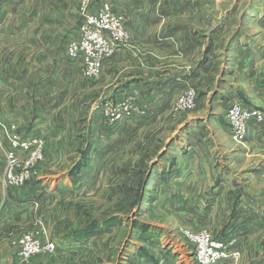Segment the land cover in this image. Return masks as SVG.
I'll return each instance as SVG.
<instances>
[{
    "label": "rangeland",
    "instance_id": "rangeland-1",
    "mask_svg": "<svg viewBox=\"0 0 264 264\" xmlns=\"http://www.w3.org/2000/svg\"><path fill=\"white\" fill-rule=\"evenodd\" d=\"M75 1L62 0L65 8ZM23 5L24 0H0V58L7 52L9 25L25 21ZM113 6L127 22L142 9ZM146 10L144 30L130 32L127 45L102 60L92 77L84 75L81 59L67 56L66 45L79 38L80 28L69 40L47 47L49 60L79 63L80 87L70 92L74 81L53 78L43 98L52 97L57 86L68 89L55 95L59 104L31 110L43 121H34L23 134L8 126L9 143L14 135L38 138L31 152L41 157L24 182L8 184L3 178L14 213L1 230L10 234V245L1 244L0 264H136V250L148 252L157 244L175 250L178 264H201L196 252L204 237L222 245L226 256L216 264H234L240 252L232 246L233 234L250 237L242 239L247 245L264 239V203L237 199L238 192L253 194L248 181L264 183L260 174L239 170L264 166V141L250 134L233 139L226 121L239 102L237 87L264 89V0H147ZM48 65L50 73L55 66ZM93 83L92 92H82ZM191 91L192 105L181 103ZM33 96L40 104L42 95ZM68 141L63 152L68 156H46V147ZM204 169H210L208 175ZM193 171L202 176L203 187L198 182L197 189H189ZM217 181L225 185L217 190L224 195L220 205L192 202L213 196L209 187ZM235 182L239 190L232 187ZM226 233L230 240L223 238ZM25 234L39 244L27 257L20 242ZM48 243L52 250L44 249ZM231 251L236 258L227 256Z\"/></svg>",
    "mask_w": 264,
    "mask_h": 264
},
{
    "label": "crops",
    "instance_id": "crops-1",
    "mask_svg": "<svg viewBox=\"0 0 264 264\" xmlns=\"http://www.w3.org/2000/svg\"><path fill=\"white\" fill-rule=\"evenodd\" d=\"M17 2L19 3V1ZM75 2L74 7L68 5L67 8H65L62 0H24L23 13L25 14V21L19 25L15 23L14 25L11 24L8 29L7 27L4 28L5 30H8V36L10 39L7 41L8 47L6 54L0 58V246L2 244L6 249H9L10 234L8 232L2 233L1 230L8 228V223H5L9 222L10 216L14 213L13 210H10V207L13 206L10 202L12 194L9 192V189L7 191L3 182V168L5 162L3 149L8 146L9 136L12 133L9 131L8 126H15L16 130L23 134L27 130L32 129L34 121H39V118L41 119L40 121H43L41 117L44 116L42 115L39 116L38 119H36L37 116L34 114L32 117L31 110H47L48 106L51 108L54 104H59L55 95L67 93V91H69L68 89L63 91L61 87L57 86L53 89L52 97L43 98L53 78L55 79L56 77L61 80L65 78L69 81H74L69 83V86H71L70 88L72 89L70 92H74V89L77 90L80 87L79 81L81 80V75L76 71L79 70V63L72 62L73 67L66 65L63 63V60L58 57L49 60L47 48L49 46H58L62 42L69 40L74 35L78 34L83 11H81V8H77L79 0ZM103 3L111 4L113 9L116 8L113 6V3H119V10L133 8L135 6L141 7L142 9L139 10L138 14L132 15L130 18L128 17L132 22L126 21V24L131 33L139 32L140 34V32L144 30V20L147 18L148 14V9L146 10L147 0H119V2L117 0H92L87 8V12L90 14L96 13ZM19 6V4H16L11 10L9 9V11L13 12L14 9L16 10V7L18 8ZM1 7L2 6H0V15L2 12ZM67 18H69V20H65ZM66 32L67 34L65 37ZM172 37L173 36H171V38ZM65 38L67 39L65 40ZM36 46H38L39 49L35 50ZM52 57H54L53 54ZM107 60H105V62ZM50 61H52L55 69L49 73L48 63ZM110 64L111 60H108L106 65ZM51 68L52 66L50 69ZM175 83L178 84L179 82L172 79L171 84L174 85ZM94 87H96V85L93 83L89 86L83 85L81 89L83 93H86L87 91L90 93L93 91ZM237 88L238 89H236L234 93L240 103L250 108L260 109L264 113V89L262 91H255L252 89L253 91L251 90L250 92L245 91V89L241 87ZM36 93L42 95L40 104L37 103V105L34 96L32 97V95ZM93 109L95 112L93 113V116L91 115L92 121L95 120L94 117L96 116L97 106H93ZM32 119L35 120L32 121ZM48 120L49 119L45 117L44 121ZM249 136V138L255 141H264V122L259 124L255 131H251ZM50 138L46 137L47 143H49L48 140ZM68 144L69 141L67 143H62L60 147L57 146L55 148L54 146H50L49 149L46 147V156L48 155L51 158L68 156L66 153L63 155ZM209 170L210 169H204V174L208 175ZM239 170H243L244 173L249 175L260 174L263 177L262 179H264V166H249L243 167ZM192 173L194 175H190L187 179L188 187L189 189H197L198 187L196 185L198 184L196 183L200 182L199 185H201L203 182L201 179L202 176H199L201 178L196 177V171H193ZM216 179L218 180L217 173ZM255 181L256 179L248 181L249 188L254 191L253 194L252 192L246 194L245 192L237 193V199L239 202L248 201L253 205H262L264 203V201H259L264 199V183L260 185V182L256 183ZM201 186L203 187L204 183ZM224 186L225 185L222 181L214 182V184L209 187V189H211L210 194L213 196L209 197V199L207 196H200L191 200L197 205L204 207L212 200L214 205H220L222 196L224 199V195L217 190L224 189ZM232 187L234 190H239L237 182L233 183ZM258 191L260 192L258 193ZM5 204L7 205L6 211L3 208V205L5 206ZM1 224L5 225L1 226ZM230 235L231 234L226 233L222 236L224 239L230 240ZM233 237L236 241L232 246L233 248L236 247L235 249L238 248L240 252V257L234 264H264V239L259 241L258 244L252 243L251 245H247L246 242L242 244V239L245 240L250 237L245 238L242 236H236L235 234H233ZM175 253V250L164 249L157 244L150 245L148 252L136 250L133 256H135L134 258L139 259V263L137 262L136 264H178L179 262L177 263L175 258L173 259Z\"/></svg>",
    "mask_w": 264,
    "mask_h": 264
},
{
    "label": "built area",
    "instance_id": "built-area-1",
    "mask_svg": "<svg viewBox=\"0 0 264 264\" xmlns=\"http://www.w3.org/2000/svg\"><path fill=\"white\" fill-rule=\"evenodd\" d=\"M91 2L92 0H81L80 8L83 11V18L79 38L68 41L66 45L67 56L70 60H82V68L86 77L96 75L101 69V61L124 48L130 39V32L125 25L126 18L122 12L115 11L111 5L104 3L96 14H89L87 8ZM180 102L187 106L192 105L193 92L191 91L187 97L180 99ZM226 121L232 138L241 140L264 122V113L260 109L250 108L236 102L229 108ZM37 142L39 139L36 137L12 136L8 149L4 151L3 178L6 183L20 184L30 176L29 169L35 160L41 157L39 152H31ZM21 157L28 159L23 161L20 173L17 174V168L21 165ZM20 242L25 245L23 248L25 257L39 247L38 242L28 234H25ZM221 247L220 243L204 237L196 252L197 259L201 264H216L226 256ZM53 248V243H48L44 247L46 250ZM237 255V252L231 251L227 256L236 258Z\"/></svg>",
    "mask_w": 264,
    "mask_h": 264
}]
</instances>
